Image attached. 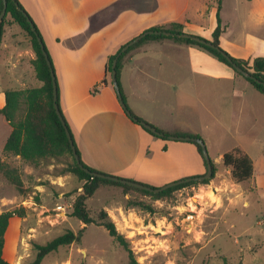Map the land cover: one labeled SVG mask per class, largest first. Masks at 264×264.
Masks as SVG:
<instances>
[{
    "label": "rangeland",
    "instance_id": "rangeland-1",
    "mask_svg": "<svg viewBox=\"0 0 264 264\" xmlns=\"http://www.w3.org/2000/svg\"><path fill=\"white\" fill-rule=\"evenodd\" d=\"M249 1L226 0L221 3L220 15H232L235 9L237 16H242L246 6L248 31ZM13 29L17 38H20V28L13 25ZM254 33L262 35L264 25ZM57 57L63 60L69 73L75 70L73 72L77 74L79 66L84 68L79 73L88 80L90 95H99L100 92L93 94L98 87L95 81L100 73L99 55L88 53L81 44L71 54H60ZM54 75L56 80L55 71ZM130 75V67H126L123 79L127 87ZM191 78L187 70V80ZM74 79L77 80L76 77ZM239 80L244 83V79ZM7 81L0 76V87H17L15 83ZM26 81L31 88H38L42 84L34 75H30ZM164 98L170 110L164 113L157 108L152 109L154 122L158 120L165 124L166 129L164 126L159 127L163 132L186 136L190 134L180 132L178 128H170L179 125V116L183 110L188 119L194 117V124L202 132L201 139L215 167L213 178L211 176L207 184L183 188L173 192L167 200L159 201L134 191H129V197L125 198L122 189L101 186L86 202L90 217L97 220L100 211H105L139 264H264V166L258 164V155L260 152L264 155V150H247L256 161L255 177L242 183L231 179L230 171L223 167L219 157L236 149L239 144L246 149V139L249 140L252 133L257 132L256 128L251 132L252 120L262 122L260 114L245 112L247 123L236 120L238 122L230 132H216L211 124L212 119L198 106L197 101L200 100L227 125L230 109L225 93L218 94L213 88L204 85L187 87L185 95L172 92ZM84 104L92 103L87 100ZM199 110L203 111L200 119ZM2 120L0 117V141L7 132ZM146 153L150 155L152 175L146 176L142 165H135L130 175L126 176L127 179L151 188H160L169 181H179V175L190 169L206 173L202 159L191 142L159 138L149 143ZM4 154L0 151L1 156ZM2 162L18 169L25 189V193L20 194L0 175V213L18 207L26 209L24 218L11 220L5 234L3 258L9 264H32L37 254V245H45L67 231L77 236L82 228L83 232L77 241L50 253L41 264H127V252L103 227L95 224L84 226L70 215L73 201L81 193L83 184L74 175L65 172L71 157L64 156L32 166L8 155ZM37 185L41 190L39 193L34 189ZM128 201L152 206L153 212L140 206L127 207ZM105 207H110V211H106Z\"/></svg>",
    "mask_w": 264,
    "mask_h": 264
},
{
    "label": "crops",
    "instance_id": "crops-1",
    "mask_svg": "<svg viewBox=\"0 0 264 264\" xmlns=\"http://www.w3.org/2000/svg\"><path fill=\"white\" fill-rule=\"evenodd\" d=\"M17 1L37 27L49 53L56 74L59 106L82 161L99 172L118 178L127 179L126 176L130 175V170L135 165L138 167L142 165L145 175L151 176L150 155L145 154V150L149 143L163 138L154 137L143 130L125 114L118 102L106 66L109 58L120 48L145 31L154 27H166L171 23L181 24L184 34L211 41L219 14L223 27L219 39L222 50L237 59L253 60L264 57V33L262 35L254 33L264 25V0L249 1L251 7L248 9L250 13L248 31L246 6L242 16H237L235 9L232 15H220L221 7L218 10V0ZM225 1L221 0V3ZM13 25L16 24L10 19H7L4 25L0 42V76L9 80L7 83H15L17 87L14 89L0 87V109L5 105L7 90L30 89L27 78L30 75L36 78L32 64L35 53L21 29V37L17 38V34L13 32ZM81 44L88 53L100 56V73L95 81L98 85L97 92L100 93L96 97L90 95V84L83 74L79 73L84 68L79 66L77 74L73 69L69 73L63 60L57 57L60 54H71ZM86 58L89 62V58ZM121 65L119 84L126 106L135 116L160 131L159 127L164 126L166 129V126L158 120L154 122L151 117L152 109L157 108L165 113L170 109L165 104L164 97L172 92L185 95L186 88L192 86L208 85L216 90V93L223 92L228 97L230 114L227 125L221 122L216 114L210 112L200 100L197 101L198 106L212 119L211 124L216 132H230L238 122L236 120L246 121L245 112L253 114L258 112L262 122L252 120L251 132L254 128L257 132L252 133L249 140L246 139V149L240 144L235 147L252 159L255 169L256 161L247 150L252 148L264 150V94L257 92L246 80L244 83L240 82V77L236 76L230 67L197 47L167 38H151L140 43L123 59ZM126 67H130L131 71L128 87L124 85L126 80L123 79ZM187 70L192 77L190 81L187 80ZM87 100L92 104H84ZM183 102L184 100L181 101ZM203 111L199 110V119L202 118ZM186 119L187 121H184ZM2 121L7 132L0 141V151H3L11 132L4 118ZM173 128L187 134H196L200 137L202 135L194 124V117L188 119L184 110L179 116V125H174L170 129ZM141 151H144L143 155ZM7 156L4 154L0 160H6ZM222 156L219 155L220 160ZM258 164L264 166V155L261 152L258 155ZM202 174L200 171L190 169L179 175L178 180ZM254 177L255 172L251 179ZM171 182L176 181H169ZM38 186L34 189L39 193L41 190ZM124 197L128 198L129 193ZM105 210L109 212L110 207H105Z\"/></svg>",
    "mask_w": 264,
    "mask_h": 264
},
{
    "label": "trees",
    "instance_id": "trees-1",
    "mask_svg": "<svg viewBox=\"0 0 264 264\" xmlns=\"http://www.w3.org/2000/svg\"><path fill=\"white\" fill-rule=\"evenodd\" d=\"M15 1L18 3L17 0ZM18 5L24 11V9L21 7L19 3ZM2 7H3L2 0H0V12L2 10ZM220 7H221V0H218V10L220 9ZM24 13L31 20V18L25 11ZM7 19H10L12 23L18 25L22 30L25 38L29 41L35 53V59L32 62L35 71V76L36 79L42 83V86L38 88H30L24 90H7L5 92V105L0 109V116H2L4 120L7 122V124L10 126L11 132L7 137L6 142L3 146V152L7 155L19 157L21 161L32 166H37L51 159H58L64 156L71 157V163L67 165V167L65 168V172L74 175L79 181H82L83 184L81 186V193L77 195V197L73 201L70 215L73 218H76L79 221H81V223L84 226L88 224H95L97 226L103 227L107 231L108 235L112 237L118 243V245L121 246L127 252V257H128L127 264H139L136 261L132 250L129 248L128 243L126 242L124 237L117 232L114 223L108 217L105 211H100L99 218L97 220H94L93 218L90 217L88 210L86 209L87 200L90 197H92L95 191L101 186H114L120 188L124 191L125 195L128 194L129 191H134L143 196L150 197L151 200L153 201L167 200L168 198L171 197V195L175 191L181 190L186 187L195 186L198 184H207L209 180H204L201 182L192 181L177 185L160 193H151L145 190L137 189L111 180H106L95 176H91L85 173L83 170H81L76 165L73 159L66 134L61 125V122L59 121L55 113L53 106L52 83H51L50 73L46 65V62L44 60V57L42 55L41 49L36 40L35 34L32 32L30 24L26 20V17L19 10H17L16 6L11 0H7L6 16L3 19L0 26V42L4 31V25L7 22ZM31 22L34 25L36 32L42 39L41 34L39 33L37 27L35 26L32 20ZM151 31H166L171 33V36L147 35L141 40H139L137 43L129 47L118 58L116 70H117V80L119 87H120L119 72L122 66L121 64L123 59L131 52V50H133L140 43L149 40L151 38L154 39L167 38L179 43L197 47L200 50L208 53L209 55L216 58L218 61L230 67L234 71L236 76L243 78L248 83H250L257 92L264 94V87L262 85L257 84L251 79L243 77L241 74L235 71L234 68L231 66V64L217 50H214L203 44H199L191 39L180 38L178 35L183 34V26L181 24L171 23L166 27H154L151 29ZM222 33H223V27L221 26L219 14H217V27L212 34V40L207 41L201 37L199 38L212 43L215 47H217L220 50V52L228 56L231 59L232 63L236 64L238 67L242 68L244 71L250 73L253 77L264 83V57H257L253 60H243L230 56L227 52L222 50V48L219 45V39ZM44 48L48 54L45 45ZM120 49L117 51V53L120 51ZM117 53L109 58L108 64L106 66L107 73L111 72V64L113 59L116 57ZM48 57L49 60L51 61L49 54ZM120 91L123 100L126 103L121 87H120ZM96 92L97 90L94 91L93 94ZM57 104L60 113L63 117L62 111L59 106L58 88H57ZM132 116L136 118L139 122L143 121L141 118L135 116L133 113ZM142 129L148 132L150 135L157 137L148 130L144 129L143 127ZM158 131L164 134V137L161 139L165 140L167 139V136L170 135L160 130ZM186 136L201 139V137L196 134H190ZM71 137L74 146L76 148L77 154L80 157L81 164L91 172L105 174L86 165L82 161L80 152L76 146L72 134ZM192 144L195 145L197 153L201 157L203 166L206 169V164L202 156L201 147L198 144L195 143ZM221 162L223 167L230 171V177L236 183H242L248 181L252 178L254 174V166L252 159L239 149H234L230 152L223 154ZM211 165L213 171L212 172V178H213L215 174V167L212 162ZM0 175L2 176V178L6 179L10 184H12L20 192V194L25 193V189L23 188V182L20 177V173L18 169L12 168L9 165L4 164V162L0 161ZM126 206L132 208L140 206L145 210H148L149 212H153L152 206L151 207L145 206L142 202L128 201ZM25 215H26V209L24 207H18L0 213V264H9L3 258V250L5 244V234L9 227L10 221L14 218L22 219L25 217ZM82 232H83V228L79 231V234L76 236L72 231H67L65 234L54 238L45 245H37L36 246L37 254L32 264H41L42 260L50 253L56 252L60 247L68 246L74 243L75 241L78 240V237L82 234Z\"/></svg>",
    "mask_w": 264,
    "mask_h": 264
},
{
    "label": "water",
    "instance_id": "water-1",
    "mask_svg": "<svg viewBox=\"0 0 264 264\" xmlns=\"http://www.w3.org/2000/svg\"><path fill=\"white\" fill-rule=\"evenodd\" d=\"M11 1L16 6L17 10H19L26 17V20L30 24L32 32L35 34L36 40H37L38 45H39V47L41 49L42 55L44 57V60L46 62V65H47L49 73H50L51 83H52L53 106H54L55 113H56L59 121L61 122V125H62V127L64 129L65 134H66V137H67L70 149H71V153H72L73 159H74L76 165L81 170H83L85 173H87V174H89L91 176H95V177H98V178H101V179L111 180V181L118 182V183H121V184H124V185H128V186H131V187H134V188H137V189L145 190V191H148V192H151V193H160V192H163V191H165V190H167L169 188L175 187V186L180 185V184L192 182V181L193 182H201V181L210 179V177L212 176V172L213 171H212L211 161H210V158H209L208 153L206 151L204 142L201 139H199V138H194V137H190V136H173V135H169V136H167V138L170 139V140L192 142V143L198 144L201 147L202 156H203V159H204L205 164H206V173L203 176L186 178V179L179 180V181H176V182H171V183L166 184L165 186L160 187V188H151V187L145 186V185L137 183V182L129 181V180H126V179H121V178L110 176V175H105V174H99V173L91 172L88 169H86L81 164L80 157L77 154V151H76V148L74 146V143H73L71 134L69 132V129H68V127H67V125H66V123H65V121H64V119H63V117H62V115L60 113V110L58 108V104H57V84H56V80H55L54 70L52 68V64H51V61L49 60L48 54H47V52H46V50L44 48L43 41L40 38V36L38 35V33L36 32V29H35L34 25L32 24L31 20L27 17V15L24 13V11L19 7L18 3L15 0H11ZM2 4H3V7H2V10L0 12V26H1V23H2L3 19L6 16L7 0H2ZM153 34H155V35L156 34L157 35H165V36H170L171 35V33L166 32V31H151V30H149V31H145L144 33L140 34L139 36H137L136 38H134L133 40H131L130 42L125 44L120 49V51L117 53L116 57L112 61L111 72H110V81H111V84H112V86L114 88V91L116 93L118 102H119L120 106L122 107V109L124 110L125 114L133 122L138 123L141 127H143L144 129L148 130L149 132H151L155 136L164 137V134L159 132L153 126L147 124L144 121H140L139 122L136 118H134L132 116V113L127 108L126 103L123 100V97H122V94H121V91H120V87L118 85V80H117L116 66H117L118 58L129 47H131L132 45L137 43L139 40H141L142 38H144L147 35H153ZM178 36L180 38L191 39V40H193V41H195V42H197L199 44H203V45H205L207 47H210V48H212L214 50H217L231 64V66L234 68L235 71H237L243 77L251 79L254 82H256L257 84H260V85H262L264 87V83L263 82L259 81L258 79L253 77L250 73L244 71L242 68H240L236 64L232 63L231 59L228 56H226L224 53L220 52V50L217 47H215L212 43L207 42V41H205V40H203V39H201L199 37L190 36V35L184 34V33L181 34V35H178Z\"/></svg>",
    "mask_w": 264,
    "mask_h": 264
},
{
    "label": "bare ground",
    "instance_id": "bare-ground-1",
    "mask_svg": "<svg viewBox=\"0 0 264 264\" xmlns=\"http://www.w3.org/2000/svg\"><path fill=\"white\" fill-rule=\"evenodd\" d=\"M199 198L201 199V196H199ZM202 198H204V197H202Z\"/></svg>",
    "mask_w": 264,
    "mask_h": 264
}]
</instances>
